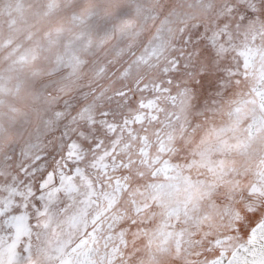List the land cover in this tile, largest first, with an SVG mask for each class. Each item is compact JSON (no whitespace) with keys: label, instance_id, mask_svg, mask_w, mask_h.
<instances>
[{"label":"snow or ice","instance_id":"6c2138e0","mask_svg":"<svg viewBox=\"0 0 264 264\" xmlns=\"http://www.w3.org/2000/svg\"><path fill=\"white\" fill-rule=\"evenodd\" d=\"M57 11L0 65V264H264V0Z\"/></svg>","mask_w":264,"mask_h":264},{"label":"rangeland","instance_id":"374dc122","mask_svg":"<svg viewBox=\"0 0 264 264\" xmlns=\"http://www.w3.org/2000/svg\"><path fill=\"white\" fill-rule=\"evenodd\" d=\"M47 0H0V65L6 61L5 58L15 51L16 54L28 48L32 41L29 35L36 28L46 29L48 27L69 25L68 13L57 11L51 17H41L39 12L41 6ZM81 4L89 2L106 3L107 0H79ZM6 104H15L23 107V103L9 97ZM0 112L6 113L7 107H0Z\"/></svg>","mask_w":264,"mask_h":264}]
</instances>
